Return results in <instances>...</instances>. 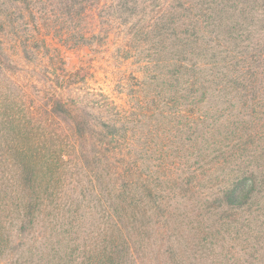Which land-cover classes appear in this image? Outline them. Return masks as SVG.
Instances as JSON below:
<instances>
[{
    "label": "trees",
    "instance_id": "16d2710c",
    "mask_svg": "<svg viewBox=\"0 0 264 264\" xmlns=\"http://www.w3.org/2000/svg\"><path fill=\"white\" fill-rule=\"evenodd\" d=\"M0 264H264V0H0Z\"/></svg>",
    "mask_w": 264,
    "mask_h": 264
},
{
    "label": "rangeland",
    "instance_id": "374dc122",
    "mask_svg": "<svg viewBox=\"0 0 264 264\" xmlns=\"http://www.w3.org/2000/svg\"><path fill=\"white\" fill-rule=\"evenodd\" d=\"M73 57L76 58L75 55ZM98 65L99 64H97V66L95 67L97 69L96 78L98 80V84L103 86L107 91L113 92L114 84L106 78L105 72H103V70L100 69Z\"/></svg>",
    "mask_w": 264,
    "mask_h": 264
}]
</instances>
